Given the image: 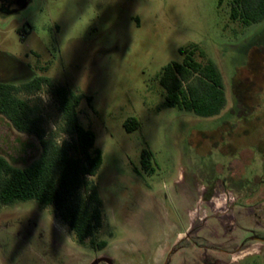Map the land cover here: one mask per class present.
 I'll return each mask as SVG.
<instances>
[{"label": "rangeland", "instance_id": "1", "mask_svg": "<svg viewBox=\"0 0 264 264\" xmlns=\"http://www.w3.org/2000/svg\"><path fill=\"white\" fill-rule=\"evenodd\" d=\"M230 1L30 0L0 13V68L25 66L92 97L78 111L102 152L90 180L104 206L95 239L107 242L93 249L52 208L16 203L0 208V264H90L103 256L115 264H165L176 248L170 264H264V240L246 241L252 247L240 254L237 245L248 234L226 231L216 205L200 202L201 190L215 181L241 174L235 179L249 183L264 172V22L232 21ZM192 45L222 72L228 104L218 116L164 103L158 75L182 62L180 49ZM21 97L39 106L49 136L68 139L57 133L61 114L47 87ZM131 117L140 128L127 133L123 124ZM143 150L154 156L152 174L141 169ZM40 152L37 138L0 115V155L22 168ZM228 191L244 194L218 181L212 200ZM255 211L236 208L238 223L264 232V204ZM204 215L208 222L197 223ZM194 218L209 242L202 249L186 241Z\"/></svg>", "mask_w": 264, "mask_h": 264}, {"label": "trees", "instance_id": "2", "mask_svg": "<svg viewBox=\"0 0 264 264\" xmlns=\"http://www.w3.org/2000/svg\"><path fill=\"white\" fill-rule=\"evenodd\" d=\"M230 19L245 26L264 22V0H231ZM182 62H170L158 75L165 92V105L196 116H218L228 104L222 72L197 45L180 49ZM47 87L57 102L61 123L57 133L68 139L57 140L43 127L37 104L21 97L35 95ZM92 97L39 76L21 84H0V115L19 133L38 139L41 152L30 165L17 167L0 155V208L16 203L35 202L52 208L57 218L79 243L89 241L93 249L103 250L106 241L97 242L96 233L103 226V199L95 177L102 164V152L95 147V134L79 120L78 108ZM127 133L140 128L131 117L124 124ZM152 152H141V169L155 172ZM247 264H260L252 261Z\"/></svg>", "mask_w": 264, "mask_h": 264}, {"label": "flooded vegetation", "instance_id": "3", "mask_svg": "<svg viewBox=\"0 0 264 264\" xmlns=\"http://www.w3.org/2000/svg\"><path fill=\"white\" fill-rule=\"evenodd\" d=\"M29 1L30 0H0V13H2V15L4 16L10 15L18 11L19 9L27 6ZM39 76L42 75H38L36 72L30 70L25 66L16 65L15 68L9 70L0 68V84H21L31 81ZM234 176L235 177H233V179L228 177L221 181L218 180L219 185L223 188L232 190L235 194L238 195L244 193L243 196L233 198L232 194L229 191L227 193L224 192V194L220 195V197L216 199L217 201L221 200L222 204L220 206L217 205L216 200H212V195L214 194V187L218 182L215 181L211 183L209 187L203 188L201 190L200 202H211V204L216 205L218 209L216 214L223 216L221 219L222 223L227 220L226 224H222L224 225L223 227H225L226 231L230 232L233 229H237L239 230V234L240 232H245L246 234H248L241 240L239 245H237V252L242 254L244 250L250 249L252 247L247 246L246 241L255 239L264 240V232H256V230L252 228L241 227L238 223L235 210L236 208H245L251 210L253 213L252 215H255V207H257L259 204L261 206L262 204H264V196H262L264 195V190H261V186L264 185V172L262 176L258 177V180L257 178H254L252 181H249V183H247L246 181H242L241 179H235L236 177H239L237 176V174H235ZM219 217L221 218V216ZM208 220L209 215H204L202 217L197 216L196 221L197 223L200 222L201 224H204L205 222H208ZM194 222L195 218L192 219L190 227L187 230L186 241L190 244H195V246L199 248L208 246V240L204 236L199 234V232L202 230V225L195 226L193 225Z\"/></svg>", "mask_w": 264, "mask_h": 264}, {"label": "water", "instance_id": "4", "mask_svg": "<svg viewBox=\"0 0 264 264\" xmlns=\"http://www.w3.org/2000/svg\"><path fill=\"white\" fill-rule=\"evenodd\" d=\"M178 244H180V243H178ZM176 252H178V248H176L174 250H171L170 255H169V257H168V259H167V261H166L165 264H170V262H171V256L173 254H175ZM102 263H105V264H115V262H114V260L112 258L106 257V256L99 257V258L93 260L90 264H102Z\"/></svg>", "mask_w": 264, "mask_h": 264}]
</instances>
